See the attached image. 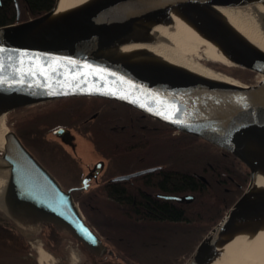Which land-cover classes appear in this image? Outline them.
<instances>
[{"label":"water","instance_id":"95a60500","mask_svg":"<svg viewBox=\"0 0 264 264\" xmlns=\"http://www.w3.org/2000/svg\"><path fill=\"white\" fill-rule=\"evenodd\" d=\"M239 0H103L76 16L53 23L40 34L37 42H10L38 26L55 10L37 18L12 26L0 27V60L4 61L2 74L6 83L0 85V107L5 116L10 112L33 105L70 98H97L116 101L156 119L174 130L201 138L239 159L250 172V183L244 194L224 217L202 239L185 264H204L217 244L229 234L228 220L238 221L245 214L264 215V204H244L257 181V172L243 142L253 141L264 146V59L247 48L242 41L216 20L200 11H189L210 38L222 48L226 63L248 70L257 76L252 83L234 81L193 80L149 66H131L91 60L90 56L105 43L128 37L129 24L134 19L158 14L178 5L209 3L225 5ZM23 61L25 69L40 63L54 66L57 71L49 79L37 74L25 75L18 83L14 69ZM75 61V64L69 63ZM88 67H85V66ZM84 73L80 80L69 81L67 76ZM86 81V83H85ZM51 85L50 87L47 85ZM99 89V90H97ZM143 105V106H142ZM168 105L180 109L174 120L157 115ZM151 109V110H149ZM71 144L73 136L67 128H59L50 135ZM2 158L9 165L11 179L5 194L7 209L1 207L6 219L19 224L23 232H37L41 226L53 225L65 237L68 235L102 257L113 255L95 228L85 220L73 196L66 190L23 144L15 130H8ZM96 165L86 175L81 190H90L89 181ZM101 169V168H100ZM160 167L117 177L111 182L130 180L152 173ZM101 170H98L100 173ZM160 198L179 203L194 201L193 195L158 194ZM67 238V237H66Z\"/></svg>","mask_w":264,"mask_h":264},{"label":"trees","instance_id":"16d2710c","mask_svg":"<svg viewBox=\"0 0 264 264\" xmlns=\"http://www.w3.org/2000/svg\"><path fill=\"white\" fill-rule=\"evenodd\" d=\"M30 2L34 9L47 12L55 4V0H30ZM7 6L5 3V15L9 12ZM205 64L209 68L211 66L214 69H222L219 66L222 63L219 62H205ZM231 74L242 81L255 76L248 70L234 66ZM67 109L63 107L59 112L48 115L40 111L33 114L29 110L30 113L24 115L23 119L19 118L16 134L26 142L33 140L39 142L42 136L50 134L53 129L69 124L74 117ZM84 118L78 117L75 123H79ZM79 125L82 126V130L88 128L87 124ZM160 127L159 140L144 143L132 150L128 149L129 139H114L112 131L108 128L105 130L104 127H100L95 133L98 137L95 142L96 151L112 152L119 159L126 158L129 163L138 162L141 157H144L143 159L149 161L148 165L159 164L163 167L158 172L140 177L137 181L138 187L126 188L124 183L119 182L95 189L88 194L84 191L78 193L75 200L83 213L82 207L86 209V204H89L85 198L96 191L102 194L98 198L97 206L89 205L91 208L95 206L92 208L95 210L94 220L102 229L99 233L114 251L113 255L106 254L98 257L81 245L85 255L82 264H98L99 261L104 264H139L138 260L144 253L151 255L155 264L158 261L160 264H184L185 259L199 245V242L196 243V247L184 255H175L176 250L185 245L187 241L185 237L197 229H203L204 235L201 241L243 193L246 182L242 188H238L225 177V174H230L234 178L239 177L241 169L238 164L243 165L239 159L201 138L177 132L162 123ZM119 134L126 135L125 132H119ZM155 144L157 145L154 146ZM114 145L119 147L118 150L114 149ZM202 177L206 181H203ZM227 187L232 189L227 191ZM158 194H189L194 195L195 198L190 203H179L160 198ZM104 212H107L111 219L102 218ZM116 213L121 214L122 218H119ZM85 218L94 228H97L94 222ZM47 227L51 228V231H58L52 225ZM41 228L39 232L48 230V228ZM57 233L60 237V233ZM66 237L67 240L71 239L68 235ZM57 253L63 254L59 251ZM2 257L0 255V259ZM7 257H9L8 261L13 263L12 255Z\"/></svg>","mask_w":264,"mask_h":264},{"label":"bare ground","instance_id":"6f19581e","mask_svg":"<svg viewBox=\"0 0 264 264\" xmlns=\"http://www.w3.org/2000/svg\"><path fill=\"white\" fill-rule=\"evenodd\" d=\"M99 1L103 0H57L55 10L47 19L10 42H37L49 25L70 19ZM193 10L216 20L264 59V0H239L217 6L209 3L178 5L134 19L129 24L128 37L103 44L90 59L113 65H146L193 80L230 81L208 69L206 61L203 64L198 61L199 52L208 60H227L219 44L190 15L189 11ZM3 112L0 107V150L5 147L8 132ZM243 147L252 157L257 172L256 184L244 204H264V146L248 141L243 142ZM8 165L0 158V206L7 210L4 197L11 179ZM227 224L230 233L216 245L204 264H264V215L245 214L238 221L229 219ZM46 257L44 253L41 260L45 261Z\"/></svg>","mask_w":264,"mask_h":264},{"label":"flooded vegetation","instance_id":"af4514ba","mask_svg":"<svg viewBox=\"0 0 264 264\" xmlns=\"http://www.w3.org/2000/svg\"><path fill=\"white\" fill-rule=\"evenodd\" d=\"M5 3L8 5L7 7L9 9L7 15H5ZM31 5L30 0H0V27L6 28V26L23 23L35 19L37 16L39 17V15L47 12L34 9ZM46 107H48V109H46V115L52 112H59L63 107H67V110L72 113L74 118H72L69 124L60 125L51 131V133H53V131L59 128L69 129L73 136L71 144L65 143L62 139L53 134L50 135L51 133L42 136L39 142L35 140L30 142H26L23 139L21 140L39 162L57 179L62 187L66 190H74V197H77L78 193L83 191L79 188L82 187L86 175H88L99 163H102V165L100 167L98 166L97 171L93 172L92 179L88 182L89 189H101L109 184L119 182L122 184L124 183L126 188L138 187V179L146 174L125 181L111 182V180L121 176H130L131 174L146 169L156 167H160L161 169L163 167L159 164H147L144 168L139 169L137 165L146 161V159H143L144 157H141L138 162L129 163L126 158L119 159L112 152L102 153L99 150L97 151H99L101 157L97 158L93 156L85 160L79 152L84 146L83 144L85 141L96 150L94 144L98 137L95 133L99 131L98 129H100V127H104L105 130L106 128L110 129L114 139H129L130 144L128 149L131 150L136 146H142L144 143H149L156 139L159 140L161 122L156 119L147 117V115L136 109L127 107L122 103L97 98L56 100L33 105L30 108H41L42 110V108ZM77 112H79V114H77ZM78 117L85 118L79 123H75V119ZM83 123L88 125V128L85 130H82V126L79 125H83ZM119 132H125L126 135H120ZM88 144L85 146H88ZM42 151L49 156L50 165L46 164V162L40 158L38 153H42ZM224 154L228 155L227 153ZM54 155L56 158L55 163H51L50 158L54 157ZM238 165L241 169V174L238 178H234L230 174H225V177L238 188H242L243 184L246 182V187L241 194L242 196L248 187L247 185L250 183V172L244 164ZM98 170H101L100 173H98ZM159 170L154 172H158ZM202 179L206 181L204 177H202ZM230 189L232 188L227 187V191H230ZM47 226L49 225L43 224L41 226L46 229L48 228V230H43L42 232H39L40 230L37 232H23V230L18 229L20 225L15 223L14 220L6 219L4 215H0V255L3 257L12 255V264H33L38 256L35 252L37 245L49 249L55 256H59L57 251L60 253L64 252L65 249H70V251H72V246L69 244L67 238L57 231L60 233L59 237L57 232L51 231L52 229ZM30 256L33 262H29L30 260L28 257ZM98 264L104 263L99 261Z\"/></svg>","mask_w":264,"mask_h":264},{"label":"rangeland","instance_id":"374dc122","mask_svg":"<svg viewBox=\"0 0 264 264\" xmlns=\"http://www.w3.org/2000/svg\"><path fill=\"white\" fill-rule=\"evenodd\" d=\"M197 59L202 64H203L204 61L216 63L214 60H210V59L208 60L207 58H205L204 53H202V52H199V55L197 56ZM219 66H221L222 69H220V70L219 69H214L211 66H210V68H208V67L207 68L210 69L211 71H214L215 73H217V74H219L221 76H224L226 78H229L230 81H234V82H237V83H252V80L255 81L256 79L259 78V76H256V77H249L247 81L238 80L237 78H235L231 74V71H232L233 66L226 65L224 63L222 65H219ZM46 109H48V107L42 108V110H41V108H35V109H27V110L24 109V110H20V111H14L10 115H6L5 116V124H6V127L8 128V130H15L16 131V129H17V123H19V120H20L19 118L21 117V119H23L24 118L23 117L24 115H27V114L30 113L29 110L31 111V113L33 112V114L36 111H40V113H42V114H47L46 113L47 112ZM86 144H88V143H86V141H85L84 144H83L84 146L79 151L81 153L82 157L85 160L86 159H89V157H93V156L94 157H97V158L98 157H101V154L98 151L94 150L93 147H91L89 144H88V146H85ZM156 145L157 144H155L154 146H156ZM118 148H117V146L114 145V149H117L118 150ZM1 154H2V150H0V157L2 156ZM38 154H39L40 158L44 162H46V164L50 165L49 164L50 163V160L48 159L49 156L47 154H45V153H38ZM50 159H51V163H53V162L55 163V159H56L55 158V155H54V157H52ZM148 162L149 161H145L144 163L137 165V168H139V169L140 168H144V166L147 165ZM94 190L95 189H90L88 191H84L83 190V191H84V193L87 192V194H88V192H91V191H94ZM101 196H102V194L100 193V191H96L94 193H91L89 196H87L85 198V201H88L89 204H94L95 206H97L99 204V199L98 198H100ZM89 204H86V206H87L86 209L87 210L82 207V209L84 211V213L82 212V214H83L84 217H87L88 220H90V221H92V222L95 223V220H94L95 210L92 209L95 206L93 205V207L91 208ZM104 211H105V208H104ZM0 212H3V210L1 209V207H0ZM116 215L119 216V218H122L121 217V214H117L116 213ZM104 217H107V218H110L111 219V217L109 216V214L107 212L102 213V218H104ZM100 219H101V217H100ZM85 220H86V218H85ZM95 226L97 227L95 229H96V231L98 233H99V231L102 232V229H101L100 225H98V224L95 223ZM202 230L203 229H197L196 231H193L192 233H190L189 235H187L185 237V240H187L186 243H185V245L182 246V247H179V249L176 250V252L174 254L175 255H178V256H181V255L186 254L187 252L192 251L194 249V247H196L195 246L196 243L199 242V244H200V242L202 241V240L200 241V239L204 235V232ZM100 236H102V235L100 234ZM104 241L106 242V240H104ZM115 243L118 246H120L119 243H117V242H115ZM106 244H107V246H109L108 243H106ZM195 249H197V248H195ZM74 251L76 252V254L74 255V257L72 256V251H70V249L69 250H66L65 249L62 255L55 256V255H53L49 251V249H46V248H44L42 246H38L37 245V248H36L35 252L38 254V256H37V259L34 261L33 264H82L83 261H84V258H85L84 251L80 250V248H79V251H77V250H74ZM44 253L47 254V257H46V260L45 261L41 260V257H42V255H44ZM191 255L192 254H190V256ZM140 257H141V259L139 258V260H138L139 261V264H155L154 263V260L151 258V255H149V254H145L144 253V255H142ZM189 257L187 259H185V263H187V260L189 259ZM28 258L30 260L29 262H31L32 261V257L30 256ZM8 260H9V257H2L0 259V264H12ZM160 260H162V257H160ZM156 264H160L159 261Z\"/></svg>","mask_w":264,"mask_h":264},{"label":"snow or ice","instance_id":"6c2138e0","mask_svg":"<svg viewBox=\"0 0 264 264\" xmlns=\"http://www.w3.org/2000/svg\"><path fill=\"white\" fill-rule=\"evenodd\" d=\"M3 50L0 49V52H2ZM69 63L71 64H75V61H69ZM85 67H88L87 65ZM57 71V69L54 66H49V67H44L42 64L40 63H35L34 67H29L27 69H25L23 67V61H20V66L16 67L14 69L13 75H19L20 79L16 82L18 83H24V79L23 77L25 75H29V76H36L37 74H39L40 76H43L46 80L50 78V74L51 73H55ZM5 72V64L3 60H0V85L6 83L4 77H3V73ZM85 75L84 73H78V74H73L70 76L66 77L65 80V85L64 86H68V87H72V84L69 83V81H79L81 76ZM86 83V81H85ZM47 86H51L50 84ZM99 90V89H97ZM143 106V105H142ZM151 110V109H149ZM180 109L178 107H176L175 105H168L164 111H157L156 114L157 115H161L163 116L165 119H169V120H173V122H177L180 123L181 121L179 120H174L173 118L175 117L176 113L179 112Z\"/></svg>","mask_w":264,"mask_h":264}]
</instances>
